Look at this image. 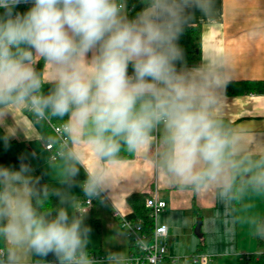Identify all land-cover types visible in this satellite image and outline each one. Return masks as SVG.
I'll use <instances>...</instances> for the list:
<instances>
[{"label": "clouds", "instance_id": "9594fccd", "mask_svg": "<svg viewBox=\"0 0 264 264\" xmlns=\"http://www.w3.org/2000/svg\"><path fill=\"white\" fill-rule=\"evenodd\" d=\"M123 2L0 0V126L25 109L34 119L62 121L64 138H47L61 161L60 187L41 186L23 157L18 169L0 166V240L8 245L0 264H25L28 256L45 264L50 254L55 264H96L87 213L73 211L71 190L79 186L88 201L105 196L122 148L150 159L170 183L213 190L229 204L249 191L264 195V151L253 153L217 114L226 62L210 54L198 67L183 65L179 38L194 11L213 15L214 0H144L131 19ZM20 4L31 7L15 12ZM41 60L51 69L47 94ZM14 124L6 144L25 131ZM89 154L94 163L85 167ZM82 168L86 179L78 183ZM51 197L59 206L42 212ZM247 222L264 239V217ZM104 264H125V257L109 252Z\"/></svg>", "mask_w": 264, "mask_h": 264}, {"label": "crops", "instance_id": "0c3cea01", "mask_svg": "<svg viewBox=\"0 0 264 264\" xmlns=\"http://www.w3.org/2000/svg\"><path fill=\"white\" fill-rule=\"evenodd\" d=\"M139 6L141 10L145 7L144 0H124L122 4L128 17ZM189 26L200 29V62L188 68L200 66L214 54L226 62L228 82L264 83V0H214L213 15L208 17L194 11ZM253 31L258 34L252 35ZM50 72L49 66L43 64L41 80L45 94ZM128 72L132 74L131 66ZM217 114L246 137L253 153L264 151V85L263 92L245 90L233 95L224 88ZM14 120L22 122L25 131L17 129L15 137L6 144V128L14 127ZM51 125L49 118L34 119L25 109H16L13 117L7 116L5 125L0 126V166L18 169L23 157L35 177H43L47 185L60 187L61 161L45 149L47 138L52 136ZM93 163L89 154L85 167ZM111 176L106 199H94L90 205L85 203L79 186L71 190L75 196L73 211L87 213L85 223L92 229L88 252L97 257L96 264H104L101 258L109 252H119L126 260L133 251L114 212L131 214L137 206L136 196L143 200L154 196L166 202L157 223L167 227L165 241L167 256L171 258L202 254L208 259L197 263L237 264L245 255L264 252V239L256 238L247 222L250 217H264L262 194L249 191L239 202L229 204L220 200L213 190L197 193L170 183L156 171L150 159L136 154L112 166ZM85 179L82 168L76 180L79 183ZM197 218L201 220L200 236L194 232ZM7 247L0 240V251ZM38 259L28 256L25 264H38Z\"/></svg>", "mask_w": 264, "mask_h": 264}, {"label": "trees", "instance_id": "16d2710c", "mask_svg": "<svg viewBox=\"0 0 264 264\" xmlns=\"http://www.w3.org/2000/svg\"><path fill=\"white\" fill-rule=\"evenodd\" d=\"M142 7H137L129 14V18H133L137 13L141 10ZM29 9V7H26L24 5H19L14 10L15 12L24 13ZM4 10L0 9V16H3ZM199 39H200V29L197 26H188L185 28L183 34L179 38V46L183 49L184 53V61L183 65L185 66H197L200 62V52H199ZM43 60L37 63L36 68L38 71L42 70L43 67ZM182 65L178 64V69ZM263 82H228L227 86L225 88V92L229 95L237 94L243 91H261L263 92ZM52 87L51 84L46 85V94L49 91V89ZM67 117H65L66 119ZM226 125L230 126L232 128V123L229 122L225 118L219 117ZM49 122L52 124L59 123L62 121H59L55 118H49ZM52 136H55L52 129H50ZM56 137V136H55ZM54 148L56 146L53 145ZM133 156V154H130L126 151V149L122 148V151L120 153V160H126ZM40 178V185H45L46 180L43 177ZM137 200V206L134 207V211L126 215L128 218L136 219L140 218L142 220V224L144 229L152 235L153 232V222L152 219L149 217L148 211L144 208V200L140 196H136ZM58 204V200L55 197H51L49 202H47L43 208L40 210L42 212L52 211L54 210ZM195 255V254H193ZM45 263L49 264H55V257L53 255H49L48 257L44 258ZM40 264H43L41 261ZM161 264H190V263H184L181 261V258H177V260L172 261L171 257L165 258ZM237 264H264V252L258 253V254H249L245 255L241 258V260Z\"/></svg>", "mask_w": 264, "mask_h": 264}, {"label": "built area", "instance_id": "2783aa9c", "mask_svg": "<svg viewBox=\"0 0 264 264\" xmlns=\"http://www.w3.org/2000/svg\"><path fill=\"white\" fill-rule=\"evenodd\" d=\"M20 5H24L29 8L31 7V4ZM61 127L62 123L51 125L52 131L56 138L63 142L64 138L60 136ZM45 149L50 151L53 157L58 156L57 150L53 147L52 143H46ZM97 199H106V195ZM92 201H88L86 199L85 203L90 205ZM166 206L167 204L165 201L157 199L154 196L148 197L144 200V208L148 211L149 217L152 219L154 226L152 235L147 233V231L144 229L142 220L140 218L132 219L114 212V215L118 218L119 224L124 229L129 244L133 249V251L127 256L125 264H161L162 261L168 257L167 244L165 241L167 227L157 223L158 214L162 212ZM92 257L97 259V257ZM207 259V255L195 254L192 256L183 257L181 258V261L184 263L195 264L198 261L205 262ZM101 260L104 262L105 258H101ZM171 260L175 261L177 258H171Z\"/></svg>", "mask_w": 264, "mask_h": 264}, {"label": "water", "instance_id": "95a60500", "mask_svg": "<svg viewBox=\"0 0 264 264\" xmlns=\"http://www.w3.org/2000/svg\"><path fill=\"white\" fill-rule=\"evenodd\" d=\"M200 223H201L200 218H197L196 226L194 229V232L197 236H200Z\"/></svg>", "mask_w": 264, "mask_h": 264}, {"label": "rangeland", "instance_id": "374dc122", "mask_svg": "<svg viewBox=\"0 0 264 264\" xmlns=\"http://www.w3.org/2000/svg\"><path fill=\"white\" fill-rule=\"evenodd\" d=\"M195 264H201V263H195Z\"/></svg>", "mask_w": 264, "mask_h": 264}]
</instances>
